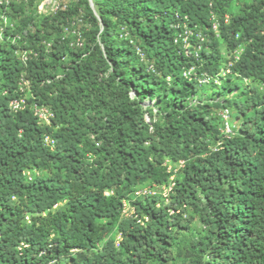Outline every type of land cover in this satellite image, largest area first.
Returning <instances> with one entry per match:
<instances>
[{
	"label": "trees",
	"instance_id": "trees-1",
	"mask_svg": "<svg viewBox=\"0 0 264 264\" xmlns=\"http://www.w3.org/2000/svg\"><path fill=\"white\" fill-rule=\"evenodd\" d=\"M236 1L76 0L37 21L28 0L21 24L30 32L0 45V264H174L186 207L205 230L186 247L192 264H264V0L232 13ZM22 2L13 15H25ZM74 17L81 46L72 47L61 33ZM182 22L206 37L198 60L174 43ZM239 46L220 84L183 77L191 66L215 77L227 63L221 50ZM18 47L38 56L24 64ZM22 72L33 101L54 113L51 126L30 110L9 111ZM166 161L184 162L169 204L135 197L141 186L168 184ZM123 201L143 224L123 216Z\"/></svg>",
	"mask_w": 264,
	"mask_h": 264
},
{
	"label": "built area",
	"instance_id": "built-area-1",
	"mask_svg": "<svg viewBox=\"0 0 264 264\" xmlns=\"http://www.w3.org/2000/svg\"><path fill=\"white\" fill-rule=\"evenodd\" d=\"M22 0H0V45L4 43H8L14 46H17L20 44V41L22 40L23 32H20L18 25L12 20L13 17H17L18 15H13L11 10V4H21ZM49 3V1H48ZM38 6V12H42V6L39 8ZM58 11V7H56ZM65 9V8H64ZM59 10H63L62 8H59ZM56 11V12H57ZM212 29L213 31L217 32L218 29V22L216 21V17L212 16ZM229 16L225 15L223 22L225 24L229 23ZM183 24V25H181ZM181 24L174 25V28L179 30L180 32L176 35L175 43L180 44L182 47L181 53L187 57H194L196 60L199 58V52L203 48V44L206 40V37H203V34L196 28H190L186 23L182 22ZM30 31V27L28 29ZM238 38V35L236 36ZM42 45L45 47L46 51L50 50V43L42 42ZM77 45H80L78 43ZM243 47L239 46L237 49H233L224 55L227 58V63L225 64V67H222L220 70V73L215 75V77H206L205 75L198 76L195 72V67L191 66L189 69L184 70L182 73L183 77L186 79H194L198 81L200 84L209 83L211 81H214L216 84L220 82V78H225L226 75L231 73V67L239 61L241 53L243 51ZM137 54L143 58L142 52L140 49H136ZM14 53L16 56H19V59L26 63L30 56L37 57V53L26 50H21L20 47L14 50ZM25 73L20 75V78L18 80V87L17 90L19 92L18 97L12 99L9 102V108L13 113H18L26 108H29L32 110L33 115L37 118L38 123L40 125H50L51 120L54 118V114L51 111L50 107L45 105H39L38 103H30L28 99L31 97V81L30 79H27L24 75ZM262 90H264V84L260 87ZM17 92V91H16ZM221 117L224 123V133L228 135L230 133V125H229V110L225 109L222 110ZM44 143L46 146L53 148L55 145V141L49 137L46 136L44 138ZM180 165L183 166V162H179ZM165 165L167 167L168 173H172V165L169 164V161L165 162ZM174 187V179L173 176L170 177L168 184L163 185H152L148 186L146 188H140L135 191V197L140 198V196L146 197L148 195L150 196H156V195H162L166 200L168 199V196L170 192L172 191ZM108 195V193H105ZM123 216L124 217H131L133 219L137 220V223L143 224V221L140 220L137 215L134 212V209L130 206V203L128 201H123ZM170 214H173L172 211H170ZM120 239V238H119Z\"/></svg>",
	"mask_w": 264,
	"mask_h": 264
},
{
	"label": "rangeland",
	"instance_id": "rangeland-1",
	"mask_svg": "<svg viewBox=\"0 0 264 264\" xmlns=\"http://www.w3.org/2000/svg\"><path fill=\"white\" fill-rule=\"evenodd\" d=\"M28 0H23L22 4H24L25 6V15L21 16L20 18H16L14 17L13 20L16 22V24L19 26L21 25V21L24 17H27L31 11H30V7L27 6V2ZM35 4H37V6H42V12H39L37 14V21H39L43 16H52L54 15V13L57 11V9H55L56 7L62 8L64 11H68L70 6H72L76 0H33ZM49 1V3H48ZM251 0H240V1H236L233 3V5L230 7V11L232 13L237 12L238 8L242 5L243 2H250ZM39 7V8H40ZM65 8V9H64ZM74 24L71 25L70 28H64L61 36L65 37V39H67L69 41V46H77V44L80 42L79 41V34H81V29H80V22L78 21V19H76L75 17L73 18ZM23 27V26H22ZM20 28V26H19ZM24 30L28 29L27 27H23ZM28 32H26L23 37H25L27 35ZM85 44V42H83V45ZM224 51V50H222ZM224 87H229L232 86L231 84H227V82H222ZM237 84L243 89V85L240 82H237ZM207 83H204L203 86H205L206 88ZM207 95H209V92L207 91ZM131 97H134V94L131 93ZM229 97H232V95H230ZM144 106L148 105V102H146L145 104H143ZM148 120V118H147ZM181 167H183L182 165H180L179 163L177 164H172V170H173V179L175 178V174H176V170L180 169ZM178 173V172H177ZM150 185H145V186H141L140 188H146ZM143 197V196H140ZM170 202L169 198L166 199H162V204L164 205H168ZM140 219V218H139ZM180 219L184 222V224H186L188 226V231H181L176 239V245L175 248L173 250V258H174V264H192V262H190L189 257L186 254V247L189 245V241L191 240V238L193 237L195 240H199L205 233L204 230V226L201 223L199 216L197 215V213L195 212V210L192 207H186L184 208L181 212H180ZM142 220V219H140ZM144 223V222H143ZM110 238H114L115 239V247H118V242H119V237L115 236V234H111ZM105 244L102 243L100 245V248Z\"/></svg>",
	"mask_w": 264,
	"mask_h": 264
},
{
	"label": "clouds",
	"instance_id": "clouds-1",
	"mask_svg": "<svg viewBox=\"0 0 264 264\" xmlns=\"http://www.w3.org/2000/svg\"><path fill=\"white\" fill-rule=\"evenodd\" d=\"M34 2V1H33ZM27 3V5H28V1L26 2ZM36 8H37V13H39L38 12V6H36ZM24 15V14H23ZM23 15H18L16 18H20L21 16H23ZM14 18V17H13ZM15 22V21H14ZM16 23V22H15ZM20 26V28H19V30H20V32H23V34H21L22 36L26 33V32H30V31H28V29H29V27H30V30H31V26H28V29L27 30H24L23 29V27H22V24L21 25H19ZM18 26V27H19ZM25 27H27V26H25ZM176 38V37H175ZM174 43H175V39H174ZM4 44H8V43H4ZM176 45H177V47H178V49H179V54L180 55H182V56H184L182 53H181V50H182V47H181V45L180 44H177V43H175ZM2 45V44H1ZM9 45H11V43L9 44ZM12 46H14V45H12ZM78 46V45H77ZM242 49H244V48H242ZM22 50V49H21ZM222 50H224V51H222ZM221 50V55L223 56V58L225 59V60H227V58H226V56L224 55L225 53H227V52H229V51H231L232 49H222ZM243 52L244 51H242V53H241V56H242V54H243ZM14 55H15V53H14ZM16 56V55H15ZM241 56H240V58H241ZM18 59H19V56H16ZM185 57V56H184ZM20 60V59H19ZM29 60V59H28ZM240 60V59H239ZM21 61V60H20ZM22 62V61H21ZM238 62V61H237ZM23 63V62H22ZM24 64H26V63H24ZM23 73H25V72H22L21 74H23ZM20 74V75H21ZM25 75V74H24ZM25 77L27 78V79H29L26 75H25ZM59 77V76H58ZM57 77V78H58ZM19 78H20V76H19ZM19 80V79H18ZM170 79L168 78L167 79V81H169ZM31 81V80H30ZM221 82V81H220ZM220 82L218 83V84H220ZM264 84V83H263ZM17 87H18V81H17ZM261 87V86H260ZM30 92H31V97L28 99V101L30 102V103H38V102H35V101H33L34 100V97H33V94H32V82H31V88H30ZM12 100V99H11ZM10 100V101H11ZM9 101V102H10ZM39 105H45V104H40V103H38ZM45 106H47V105H45ZM49 107V106H48ZM8 108H9V103H8ZM25 110H30L31 111V113L33 114V112H32V110L31 109H29V108H26V109H24V110H22V111H25ZM9 111L11 112V113H13L11 110H10V108H9ZM22 111H20V112H22ZM52 111V110H51ZM19 113V112H18ZM13 114H17V113H13ZM54 114V113H53ZM34 116V115H33ZM35 117V116H34ZM36 118V117H35ZM148 118V117H147ZM54 119V118H53ZM52 119V120H53ZM36 120H37V118H36ZM52 120H51V123H52ZM38 121V120H37ZM146 121H149V119L147 120L146 119ZM51 123H50V125H46V126H51ZM47 136H49V135H47ZM46 137V136H45ZM44 137V138H45ZM50 137V136H49ZM54 140V139H53ZM44 141V140H43ZM181 162V161H180ZM183 162V161H182ZM184 163V162H183ZM165 165V164H164ZM107 193V192H106ZM108 195H109V193H108Z\"/></svg>",
	"mask_w": 264,
	"mask_h": 264
},
{
	"label": "water",
	"instance_id": "water-1",
	"mask_svg": "<svg viewBox=\"0 0 264 264\" xmlns=\"http://www.w3.org/2000/svg\"><path fill=\"white\" fill-rule=\"evenodd\" d=\"M89 1H90V3H91V7L93 8L94 6H93V4H92L91 0H89Z\"/></svg>",
	"mask_w": 264,
	"mask_h": 264
}]
</instances>
